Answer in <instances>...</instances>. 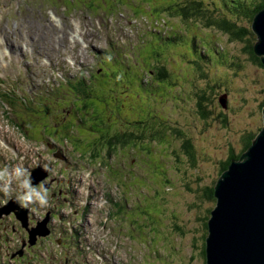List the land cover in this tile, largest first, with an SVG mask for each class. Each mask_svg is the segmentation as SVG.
<instances>
[{
  "label": "rangeland",
  "instance_id": "obj_1",
  "mask_svg": "<svg viewBox=\"0 0 264 264\" xmlns=\"http://www.w3.org/2000/svg\"><path fill=\"white\" fill-rule=\"evenodd\" d=\"M250 1L0 0V169H47L37 182L31 176L49 202L29 205L28 226L48 217L54 229L32 244L18 211L3 212L0 261L205 263L208 210L200 211L215 203L202 199V187L264 126V67L245 41L209 21L249 27ZM200 4L204 17L192 14ZM163 67L168 76L159 79ZM84 97L100 109L97 118L77 124L75 116L66 138L48 134ZM86 123L109 139L140 140L111 154L106 144L89 149L79 139L103 134H84ZM18 192L16 183L10 196L0 192V209Z\"/></svg>",
  "mask_w": 264,
  "mask_h": 264
},
{
  "label": "water",
  "instance_id": "obj_2",
  "mask_svg": "<svg viewBox=\"0 0 264 264\" xmlns=\"http://www.w3.org/2000/svg\"><path fill=\"white\" fill-rule=\"evenodd\" d=\"M253 30L258 37L255 52L264 64V8L255 15ZM220 100L227 107L226 95ZM262 112L264 119V107ZM45 174L39 166L32 170L31 176L37 182ZM215 196L216 204L208 221L206 264H264V126L253 144L240 158L232 159L220 174ZM11 208L18 211V217L29 230L30 243L35 244L38 236L51 233L48 217L29 228L28 208L15 200L2 207L0 215Z\"/></svg>",
  "mask_w": 264,
  "mask_h": 264
},
{
  "label": "trees",
  "instance_id": "obj_3",
  "mask_svg": "<svg viewBox=\"0 0 264 264\" xmlns=\"http://www.w3.org/2000/svg\"><path fill=\"white\" fill-rule=\"evenodd\" d=\"M251 3V7H252V16L249 17L247 16L246 14H244L245 16L248 17V19L250 20L249 21V27H246V26H238V24H236L235 22L229 20L228 18L226 17H222V18H218L216 20H211L210 19V23H213L212 25H215V26H218L219 29H221L222 31L226 32V33H229L233 38L235 39H239V40H243L247 43V46H246V50L248 51V53L250 54L251 58L253 61L259 63L260 65H262L264 67V64H263V61H262V57H260L259 55H257V53L255 52V44L257 43V40H258V37L256 35V33L254 32L253 30V21H254V18H255V15L261 10L264 8V0H252L250 1ZM199 8L196 9L194 12L195 13H192L196 16H202L204 17V15H206V13H203V10L204 8H202L203 6L200 4L198 6ZM169 9L172 8V5H169L168 6ZM181 9V12H182V15L185 16V17H188L189 15H191L189 8H184V7H179ZM202 8V9H200ZM205 10V9H204ZM234 10L235 13H242L243 12H240L239 10L237 9H232ZM161 75L163 76H168V73L165 72V69L164 67L162 68L161 71H159V79H162L161 78ZM142 82V81H141ZM71 84V81L69 82ZM80 87V86H78ZM79 93H81V91L79 90V88H77ZM86 93V92H84ZM85 95H88L85 94ZM91 95V94H90ZM89 95V96H90ZM88 96V97H89ZM88 97H84V98H81L79 99L78 102H73L70 106V108L72 109L71 111V114L68 116V121H66L65 119V123L62 122L60 124H57V121L55 122L54 124V127H51L50 130H52V134H54V136L56 134L59 133V135L61 136L62 134H64V138H66V136H68L70 134V131L69 132H66L64 133L63 130H70V128H72L71 126H69V121H72L73 124L74 122L76 121L75 120V116H77V124H80V123H84L85 121H87V119H95L97 118L98 116V112L100 111V109L95 106L93 104L92 101H90L88 99ZM221 106L226 110H227V107H228V103H227V107H224V105L221 103V100L219 101ZM264 107V105H262V108ZM91 108V110H94L93 113L91 114L89 109ZM208 113L205 112L204 113V116H207ZM88 122V121H87ZM45 126H48V125H44L43 127ZM63 126V128L61 130H55V129H58L59 127ZM263 127H260L258 128L257 131L255 132H252L251 134H249L248 136H246L244 139H243V143H244V147L242 148L241 152L236 154L234 153V149L231 150V155L229 157L228 160L222 162L221 164V174L223 171H225L232 159H237V158H240V156L253 144L254 142V139L257 137L258 133L261 131ZM94 130L96 132L100 131L102 133V126H99L98 129H96L92 124L90 126L87 125V123L85 124V127H84V130H82V132L84 134L87 135V132L89 131H93ZM43 132H48V129L45 130V128L43 129ZM96 132H94V134H96ZM103 135H100V139H98L97 142H94V141H85L86 138H81L79 139V141H81L82 144H84L87 148L89 149H93L91 148L92 145H97V144H101V146H103V144H106L107 147L109 148L110 151V154L114 151L117 152V150H119L120 148L123 147V145H126L127 143L135 140V141H138L140 139H137L139 138L140 136L136 135V134H133V133H126L123 137V139H120L119 137H114V138H110V136H107L105 135L104 133H102ZM155 135L152 134V137H154ZM184 137L187 139L185 141V148H186V152L188 153V155L194 159V145H193V142L190 141V138L184 134ZM63 138V136H62ZM75 141H76V138H75ZM86 142V143H85ZM118 144H120V147H118ZM94 149H99L98 147H94ZM108 151V150H107ZM198 177L200 178V176L198 175ZM212 180L210 181V184H206L202 187V199L205 200V201H212L216 204V196H215V185H216V177L215 176H212ZM215 177V178H214ZM214 206L212 207H208L206 209H203L202 211H200V216H202L203 212L207 211L208 210V216L207 218H203L201 217V220L203 222V230L205 232V235H204V244L202 245V249H201V255H203L204 257V260H205V263L206 264V238L208 236V221H209V218H210V215H211V212L213 210ZM1 264H11V263H8V262H4V261H0Z\"/></svg>",
  "mask_w": 264,
  "mask_h": 264
},
{
  "label": "clouds",
  "instance_id": "obj_4",
  "mask_svg": "<svg viewBox=\"0 0 264 264\" xmlns=\"http://www.w3.org/2000/svg\"><path fill=\"white\" fill-rule=\"evenodd\" d=\"M14 183L17 184L19 189L15 200L21 207L27 208L29 205L46 207L48 205V189L44 187L43 182L39 186H34L28 169L21 166L12 168L5 166L0 169V192L5 196H10Z\"/></svg>",
  "mask_w": 264,
  "mask_h": 264
},
{
  "label": "flooded vegetation",
  "instance_id": "obj_5",
  "mask_svg": "<svg viewBox=\"0 0 264 264\" xmlns=\"http://www.w3.org/2000/svg\"><path fill=\"white\" fill-rule=\"evenodd\" d=\"M62 128H63V126L59 127L58 129H55V130H61ZM50 133H51V136L53 137L54 134H52V130L48 132V134H50ZM55 136H58V134H56ZM52 233H53V234H52V236H53V235H54V229H53V226H52ZM52 236H51V237H52ZM23 258H25V256H23V257H17L16 260H17V259H23ZM73 264H88V263L78 262V263H73Z\"/></svg>",
  "mask_w": 264,
  "mask_h": 264
},
{
  "label": "bare ground",
  "instance_id": "obj_6",
  "mask_svg": "<svg viewBox=\"0 0 264 264\" xmlns=\"http://www.w3.org/2000/svg\"><path fill=\"white\" fill-rule=\"evenodd\" d=\"M85 44V43H84ZM95 163V162H94ZM95 165V164H94ZM109 199V198H108ZM62 205V204H61ZM60 208V207H59Z\"/></svg>",
  "mask_w": 264,
  "mask_h": 264
}]
</instances>
